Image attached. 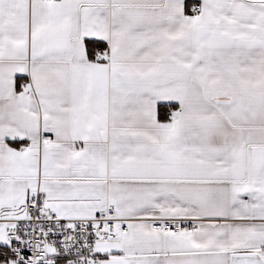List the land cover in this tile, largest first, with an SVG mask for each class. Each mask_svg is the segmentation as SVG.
Instances as JSON below:
<instances>
[{
    "label": "snow or ice",
    "instance_id": "snow-or-ice-1",
    "mask_svg": "<svg viewBox=\"0 0 264 264\" xmlns=\"http://www.w3.org/2000/svg\"><path fill=\"white\" fill-rule=\"evenodd\" d=\"M0 264H264V0H0Z\"/></svg>",
    "mask_w": 264,
    "mask_h": 264
}]
</instances>
